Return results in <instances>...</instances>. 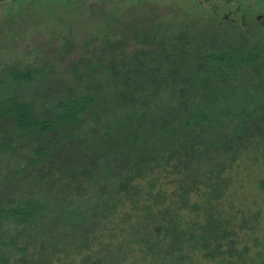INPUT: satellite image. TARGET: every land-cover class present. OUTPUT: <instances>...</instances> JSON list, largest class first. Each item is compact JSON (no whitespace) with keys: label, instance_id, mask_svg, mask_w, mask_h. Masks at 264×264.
<instances>
[{"label":"trees","instance_id":"1","mask_svg":"<svg viewBox=\"0 0 264 264\" xmlns=\"http://www.w3.org/2000/svg\"><path fill=\"white\" fill-rule=\"evenodd\" d=\"M148 1L0 0V264H264V0Z\"/></svg>","mask_w":264,"mask_h":264},{"label":"rangeland","instance_id":"2","mask_svg":"<svg viewBox=\"0 0 264 264\" xmlns=\"http://www.w3.org/2000/svg\"><path fill=\"white\" fill-rule=\"evenodd\" d=\"M7 1V0H2ZM10 3H8L7 6L9 9L12 10L13 15H16L18 17H22L19 21L15 23L8 22L5 30H3V33L1 35L2 38L9 40L10 38L16 40L19 36L23 37L24 36H29L33 35L36 32H39L40 30L45 29V27H55L56 25L59 24H67V22H75L76 17L72 15L71 11L74 8L73 4L68 2L67 4L63 5L62 3L63 0L60 1V3L55 6L53 2L57 0H9ZM152 2L156 0H151ZM151 1H148L152 3ZM162 2L163 0H158ZM163 2H167V6L174 7L176 5H181L186 7L187 9L191 10V5L187 0H164ZM163 4V3H162ZM253 4H255L253 2ZM28 6L27 12L30 11V16L31 18L25 20L24 13L26 11V7ZM23 8V9H21ZM32 9V10H30ZM19 10V11H18ZM63 19H60V18ZM78 19V18H77ZM84 19V17H83ZM102 18H99L97 15L93 14L90 15L88 19L83 21V26L86 27L87 23H94L96 21H100ZM56 28V27H55ZM43 36H37L36 39H32L31 42L35 44L36 46L42 47V42L44 41ZM28 42H24L21 46V48H24V46H28ZM24 45V46H23ZM52 47V46H51ZM51 47L46 46V49L50 52ZM264 214V213H263ZM260 230V234L264 235V219H263V226ZM199 264H217L216 262H210L207 260L201 259Z\"/></svg>","mask_w":264,"mask_h":264}]
</instances>
